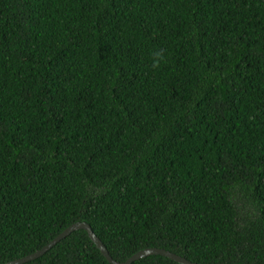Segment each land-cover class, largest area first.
Wrapping results in <instances>:
<instances>
[{
  "label": "trees",
  "instance_id": "trees-1",
  "mask_svg": "<svg viewBox=\"0 0 264 264\" xmlns=\"http://www.w3.org/2000/svg\"><path fill=\"white\" fill-rule=\"evenodd\" d=\"M78 222L264 264V0H0V264ZM26 264L110 263L79 230Z\"/></svg>",
  "mask_w": 264,
  "mask_h": 264
},
{
  "label": "water",
  "instance_id": "water-1",
  "mask_svg": "<svg viewBox=\"0 0 264 264\" xmlns=\"http://www.w3.org/2000/svg\"><path fill=\"white\" fill-rule=\"evenodd\" d=\"M84 230L89 235V238L93 241V243L96 245V247L100 250L102 255L106 258V260L110 264H132L138 260H141L143 258L159 255L166 257L178 264H197L189 261L188 259L181 257L180 255H177L175 253H172L170 251L159 249V248H147L142 251H139L135 255H133L131 258H129L126 262H118L111 257L109 254V251L107 250L106 246L102 243V241L95 235L93 232L91 226L84 222H78L70 227H68L65 231H63L60 235H58L53 241H51L48 245L40 249L39 251L28 255L26 257H23L21 259H17L5 264H26L28 262H32L37 260L38 258L42 257L45 253L50 251L53 247H55L58 243H60L62 240L67 238L69 235H71L75 231Z\"/></svg>",
  "mask_w": 264,
  "mask_h": 264
},
{
  "label": "clouds",
  "instance_id": "clouds-1",
  "mask_svg": "<svg viewBox=\"0 0 264 264\" xmlns=\"http://www.w3.org/2000/svg\"><path fill=\"white\" fill-rule=\"evenodd\" d=\"M151 65L153 71L161 68L162 64L167 63V58L164 49L153 50L151 53Z\"/></svg>",
  "mask_w": 264,
  "mask_h": 264
}]
</instances>
